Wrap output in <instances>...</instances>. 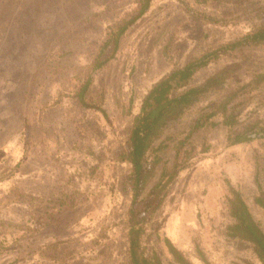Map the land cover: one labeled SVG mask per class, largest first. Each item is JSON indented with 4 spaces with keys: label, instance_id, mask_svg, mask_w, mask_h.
Returning <instances> with one entry per match:
<instances>
[{
    "label": "rangeland",
    "instance_id": "1",
    "mask_svg": "<svg viewBox=\"0 0 264 264\" xmlns=\"http://www.w3.org/2000/svg\"><path fill=\"white\" fill-rule=\"evenodd\" d=\"M144 1L0 0V264H131L135 174L126 158L150 90L175 68L263 24L264 0H151L92 74L108 29ZM261 67L264 47H243L170 91L172 100L226 73L223 90L167 123L153 145L165 144L162 162L145 156L144 168L155 174L146 194L163 166L184 167L154 215L137 206L149 259L178 264L168 240L192 264H263L254 244L228 229L236 224L229 203L236 191L264 235V209L254 202L264 194V139L232 145L264 127V84L229 106L237 118L231 132L220 117L212 128L193 129ZM90 76L94 105L86 107L77 96ZM147 110L156 118L163 106L151 101Z\"/></svg>",
    "mask_w": 264,
    "mask_h": 264
},
{
    "label": "trees",
    "instance_id": "2",
    "mask_svg": "<svg viewBox=\"0 0 264 264\" xmlns=\"http://www.w3.org/2000/svg\"><path fill=\"white\" fill-rule=\"evenodd\" d=\"M150 1L151 0H145L142 9L136 15H133L129 20H123L118 26L110 27L108 29L107 39L102 45L100 54L94 63L92 74L97 72L98 69L102 68L112 59L113 55H110L106 59H104L103 56L110 47H114L115 51L118 50L122 36L129 27L138 22L140 18L147 13ZM262 21V26L249 29L242 37L234 41H226L221 45L219 44V46L214 47L203 57L191 59L185 66L178 69L175 68L167 77L155 84L150 90L144 102L143 110L136 118V124L131 136L133 147L131 153L126 158L132 163L135 174L134 201L131 208L132 217L129 229L131 264H163L158 255H153L150 259L145 256L144 243L146 240L145 235L147 233L145 226L146 218L139 217L140 215L137 213V206L141 204L145 208L144 212L154 215L153 213L156 210V208H154V204L160 203V198L164 192L168 189L169 185L175 181L178 173L184 169V167L180 166L178 162H176L172 167L163 166V171L160 175L158 183L155 184L146 194V184L152 179V177H155V174L153 173V175H149L148 171L144 168L143 162L145 160V156L148 152H150L154 155L157 163L162 162L160 153L165 148V144L161 143L156 148H154L153 145L155 141L162 136L167 123L181 117L187 109L196 104L206 94L210 92H217L221 89L223 90L225 87L224 76L226 73L220 72L207 80L203 85L190 88L184 91L179 97L172 100L168 98L170 91L173 88H186L197 70L208 66L210 63L218 61L221 56L236 51L240 52L243 47H264V17ZM91 81L92 76L88 78L78 93L77 97L82 106L88 107L94 105L89 102V97L87 96V91L90 88ZM263 84L264 67H261L260 71L254 76L251 82L239 85L233 91L228 93L224 99L219 101L211 111L204 112L195 121L193 129L196 131L206 126L212 128L217 125L214 122V118L220 117L222 119V125L227 127L231 132L237 123V118L235 117L236 115L228 116L229 106L235 100L241 98V96L258 91ZM151 101L157 105V107L163 106V110L156 118L153 116L151 111L148 112L147 110V108L151 109ZM102 113L105 112L102 111ZM258 128V132L264 133V127ZM239 136L235 142L232 143V145L236 144V142L238 143L240 140ZM260 138L264 139V135ZM180 146L181 144L177 147L179 148ZM254 202L257 206L264 209V194L258 196ZM229 203L231 216L236 220V224L228 229L230 235L233 238L253 243L256 253L264 264V242L261 241L255 234V230H259V226L252 218L247 205L242 199V195L239 192L231 191ZM167 245L170 253L178 264H192L185 257V255L174 247L168 240ZM200 258L202 261H206L204 256L200 255ZM206 264L209 263L206 262Z\"/></svg>",
    "mask_w": 264,
    "mask_h": 264
},
{
    "label": "water",
    "instance_id": "3",
    "mask_svg": "<svg viewBox=\"0 0 264 264\" xmlns=\"http://www.w3.org/2000/svg\"><path fill=\"white\" fill-rule=\"evenodd\" d=\"M264 135V133H260V132H258V133H256V134H254V135H250L248 138H243V139H241L240 138V140H239V142H241V141H243V140H249V139H255V138H260L261 136H263ZM255 234L257 235V237L261 240V241H263L264 242V235L262 234V231H260V230H255Z\"/></svg>",
    "mask_w": 264,
    "mask_h": 264
},
{
    "label": "crops",
    "instance_id": "4",
    "mask_svg": "<svg viewBox=\"0 0 264 264\" xmlns=\"http://www.w3.org/2000/svg\"><path fill=\"white\" fill-rule=\"evenodd\" d=\"M0 185H2V183L0 184ZM1 220V219H0ZM1 225V224H0ZM1 232V231H0ZM1 235V234H0ZM2 237V236H1ZM0 260H2V255H0Z\"/></svg>",
    "mask_w": 264,
    "mask_h": 264
}]
</instances>
